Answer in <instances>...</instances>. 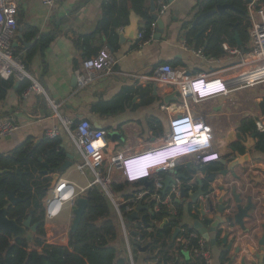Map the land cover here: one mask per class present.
<instances>
[{
	"label": "crops",
	"instance_id": "crops-1",
	"mask_svg": "<svg viewBox=\"0 0 264 264\" xmlns=\"http://www.w3.org/2000/svg\"><path fill=\"white\" fill-rule=\"evenodd\" d=\"M155 1L157 9L162 5L166 6L165 13L161 16L165 29L159 38L155 37L158 27L155 20L151 25L149 36L146 35L149 23L147 16H153L150 12V0H61L52 10L44 7L40 0H17L18 30L13 40V50L15 55L26 64L31 78L20 82L16 79L5 80L0 76V122L10 121L18 127L12 135L0 137V158H11L22 152L24 155L22 161H26V164L18 163L10 169L6 168L0 176L14 173L21 188L29 184L30 199L21 198L19 192L15 190L10 189L8 192L13 191L16 198L26 199L24 203L30 200L27 217L31 210L35 211L33 224L37 223L34 219L40 216L41 211L45 212L46 235L43 238L45 244L51 241L53 236L57 237L60 228H64L66 232V228L74 219L75 202L79 197L86 198L85 194L94 186L100 187L103 192L101 186L93 185L95 174L92 170L86 168L83 173L79 171L78 167L83 163V157L70 134L62 126L61 118L73 121L88 120L95 129L105 133L107 148L100 153L102 161L100 167L102 174L107 175L108 169L112 166V159L116 155L120 153L134 155L146 151L158 145L171 133V119L178 114L180 107L179 93L174 94L177 91L174 86L157 84L144 80V77H152L154 72L164 65H171L177 72H184L187 78L199 73H212L230 68L227 72L212 77V81L217 82L252 68V65H247L252 60L249 35H243L238 24L231 26V32L233 39L236 33L239 34L245 51L243 52L237 43L235 47L232 46L227 37L224 44L239 49V55L231 56L224 51L225 53L218 57L207 56L203 46L197 47L195 42H189L188 34L192 30H197L196 39L200 37L206 42L210 37L212 30L204 29V23L192 27L194 20L205 13L203 12L205 0H176L172 4L167 0ZM252 1L248 0V6ZM257 5H264V0H258ZM229 11L233 10L226 12ZM131 19H135L138 31L135 39L127 38L125 32ZM141 35L143 38L140 37ZM104 49L113 55L118 74L99 78L85 88L78 89L77 73H83V63ZM198 50L204 53L206 59H218L222 62L209 63L206 59H200L195 54ZM241 63L244 65L238 67ZM33 82L39 83L45 94L31 92L24 96L28 89L26 87ZM49 101L57 106V112ZM195 112L196 115L205 118L214 149L221 150V154H225L226 149L240 139L246 141V132L248 135L256 133L255 146L243 153L249 154L251 158L250 163L246 165L248 171L246 174L250 173L258 177L256 175L264 171V153L258 149L257 134V131L264 132V84L233 92L228 97L218 96L208 99L197 106ZM56 127L59 128L58 137L54 139L47 137V133ZM54 153L63 155L61 163L66 160V153L73 156L71 167L61 175L60 180L73 183L79 195L74 203L66 205L59 218L50 221L46 216V202L56 186L51 189L52 173L43 175L41 172L46 170L44 163L48 162ZM15 159L19 158L15 157ZM177 166L176 169L161 172L158 176L163 177L164 180L171 176L182 186L184 182L180 177L183 175L191 177L194 174L195 178L191 181L194 186L190 189L189 195L200 188L196 180L204 181L205 184L210 176H214V182L210 186L215 190V197H218L220 193L218 187L224 181H232L240 185L233 179L232 171L225 178L219 175L225 168L218 162L199 165L192 156H189L182 158ZM110 173L111 188L118 198L129 201L135 195L141 194L143 197L139 203L142 202L148 207L140 213L139 220L128 221L129 214L125 215L127 237L118 218L123 240L121 239L122 243L116 246L123 249L130 264L155 263L145 261L147 256L143 254L147 251L143 249L148 248V245L144 242L137 248L138 258L135 261L130 239L133 237L137 240L141 239L143 231L152 233L155 229H163L169 225L171 219H176L178 214L181 215V221L176 229H179L180 233L176 239H173L175 229L172 237L166 238L168 256H161V264L165 256L169 264H174L177 258L180 264L202 263L189 251L184 252L179 242V239L186 238L191 233L200 236L193 228L197 219L196 207L188 209V204L182 202L180 205L174 199L173 211L170 212L163 204L165 199L159 195L160 191H157L153 181L130 183L120 172L113 170ZM244 183L250 185L248 178ZM36 184H41L46 189V195L42 199L38 195L39 187ZM115 186L119 189L118 192ZM156 196L158 202L150 206V202ZM180 198L181 195L178 199ZM7 199L8 196L5 199L7 202L5 206H9L10 212V208H15L17 205H10ZM200 202L201 198L199 204ZM162 208L167 211L168 217L161 221H151L153 215L161 212ZM150 209L153 214L150 213ZM65 214L66 218L63 217ZM145 216L147 223L150 221L153 226L149 228L145 226L148 225L142 220ZM166 219L168 222H165ZM141 222L143 224L138 228L137 225ZM262 223L264 217L260 218V225ZM149 229L152 231L149 232ZM65 234L63 233L60 239L65 240L64 246H68L69 236L66 235L63 239ZM255 235L262 236L260 227L256 229ZM36 237L37 232L32 233L30 241L32 242ZM258 237L254 236L249 240L242 231L239 232L235 247L241 244L243 252L236 258L235 264H241L242 256L247 253L246 244L249 241L257 247ZM219 248L222 250L224 247L220 245ZM180 249L184 253H189V261L186 260L185 254L180 256ZM211 249L213 254L211 264L227 263L225 255L219 250L212 247ZM248 261L250 264H258L253 262L251 257H248Z\"/></svg>",
	"mask_w": 264,
	"mask_h": 264
},
{
	"label": "built area",
	"instance_id": "built-area-1",
	"mask_svg": "<svg viewBox=\"0 0 264 264\" xmlns=\"http://www.w3.org/2000/svg\"><path fill=\"white\" fill-rule=\"evenodd\" d=\"M60 1L40 0L42 5L49 10L55 8ZM257 2L258 0H253L248 6V20L250 22L249 41L252 49V60L247 65H252L251 69H247L236 76L222 78L217 82H213L212 77L214 75L227 72L230 68L221 69L212 73H199L196 76L187 78L184 72H177L171 65H164L158 68L152 77L143 78L144 80L157 84L174 86L179 93L180 107L178 114L171 119V133L155 147L134 155H126L124 153L116 155L112 159V166L108 169L109 173L103 175L100 167L102 163L100 153L107 148L105 133L102 130L95 129L88 120L73 121L61 118L62 126L70 134L83 157V163L78 167L79 171L83 173L88 168L94 172L95 181L93 185L101 186L104 195L109 199L119 217L126 237L127 234L124 225L125 215L135 211L143 196L137 194L134 198L129 199V201H123L118 198L111 188L110 172L113 170L120 172L128 182L124 165L132 157L148 154L154 155L153 157L156 158L171 148L174 149L172 153L176 158L181 159V157L192 156L199 165H208L219 161V154L213 149L211 138L210 140H205V138L191 134L185 136L184 140L177 142L181 146L176 148L174 146L176 134L185 132L186 129L184 126L188 123L206 122L203 116L196 115L195 109L208 99L218 96L228 97L233 92L255 88L264 84V5L258 6ZM18 10L17 0H0V76L5 80L16 79L22 82L31 77L27 71L26 64L20 57L15 55L13 50V40L18 30ZM165 10L166 6L162 5L156 10V15L161 17L164 15ZM140 37L143 38V35ZM223 50L231 56L240 54L239 49L230 47L227 44L223 45ZM195 54L200 59H206V56L201 50L196 51ZM206 60L209 63L213 61L216 63L222 62L218 59L207 58ZM115 65L116 61L107 49L101 50L96 56L87 59L83 63V73H77L78 89L85 88L99 78L117 75ZM243 65L241 63L238 67H242ZM31 92L45 94L43 87L36 82H33L25 91L24 96L29 95ZM49 103L54 108V111L57 112V106L50 101ZM17 129V125L12 122L1 121L0 137L10 136ZM58 135L59 128L57 127L47 133V137L52 139L57 138ZM210 147L212 148L209 150ZM158 174V172L153 173L150 181L155 183L157 191H161L163 189L164 178L158 176ZM180 185L181 183L177 181L163 202L170 212L173 211L172 202L174 196L179 197L181 195L179 190ZM78 195L79 193L73 183L63 179L59 180L52 195L46 202V216L48 220L54 221L59 218L65 210L66 205L74 203ZM201 203L203 204L204 211L209 213L211 207L215 204V199L213 197H201ZM125 205L126 207L124 209ZM148 231L150 232L152 230L149 229ZM66 235L68 234L66 233L63 239ZM56 241L57 237L53 236L52 240L46 243V245H57L58 243ZM60 242L64 243L59 246L65 245V240H61ZM179 242L184 252L189 251L190 254H193L196 259L202 261L204 264H211L212 249L209 243L201 236L191 233L188 237L179 239Z\"/></svg>",
	"mask_w": 264,
	"mask_h": 264
},
{
	"label": "trees",
	"instance_id": "trees-1",
	"mask_svg": "<svg viewBox=\"0 0 264 264\" xmlns=\"http://www.w3.org/2000/svg\"><path fill=\"white\" fill-rule=\"evenodd\" d=\"M225 4L233 5L238 11L217 14L207 19L203 24V28L206 30L211 29L212 31L206 42L205 40L202 41L200 37L196 39L197 30H192L188 34L189 42H195L197 47L203 46L207 56L218 57L225 53L223 50V44L226 42L225 37L228 38V42L232 46H236L233 33L231 32L232 25L238 24L243 35H249L248 0H205L203 12L213 10L218 5ZM147 19L149 23L146 35L149 36L154 19L149 15ZM30 86H27L26 89ZM257 134L259 136L258 149L264 152V132L259 133L257 131ZM54 154L56 155L57 153ZM59 156L61 159L55 163L54 168L62 164L63 155L59 154ZM15 157L19 159H15ZM23 157L24 155L21 152L11 158H0V167H2L0 171H4L6 168L10 169L11 166L18 163L26 164V161H22ZM36 185L39 187L38 195L42 199L46 195V189L41 184ZM10 189L19 192L21 198L27 197L30 199L29 184L21 188L18 184L17 176L14 173H8L2 177L0 176V208L7 205L5 199ZM115 190L119 191L116 186ZM85 195L89 206L77 231L69 232L68 246H49L45 244L43 238L46 235L44 228L46 217L45 212L41 211L40 216L34 219V222H40L41 224L37 230V237L32 242L20 239L13 243L9 235L0 232V264H130L123 249H120V246H116V244L122 243V241L118 216L113 205L98 186L91 188ZM30 205L31 202L28 200L26 203H21L15 208H10V218L15 219L18 223H22L27 218V210ZM125 207L126 205L124 209ZM168 215L167 211L162 208L161 212L153 215L151 221H161L165 217H168ZM180 221L181 215L178 214V217L171 219L169 225L163 229H155L152 233L143 231L141 239L137 240L135 237L130 239L134 260L137 261L138 258V246H141V243L144 242L148 245L147 252L143 254L147 256L145 261L161 264V256H168V252H166V238L172 237V232L180 224ZM142 224V222L138 224V228ZM146 224H148L145 225L147 228L153 226L150 224V221ZM39 249L42 250L39 251ZM181 254L184 255V252L180 249V256H182ZM201 264L204 263L202 262Z\"/></svg>",
	"mask_w": 264,
	"mask_h": 264
},
{
	"label": "water",
	"instance_id": "water-1",
	"mask_svg": "<svg viewBox=\"0 0 264 264\" xmlns=\"http://www.w3.org/2000/svg\"><path fill=\"white\" fill-rule=\"evenodd\" d=\"M167 1L172 4L176 0ZM156 10V1L150 0V12L152 13V17L158 25L156 28L157 35L155 37L159 38V36L164 33L165 24L163 19L156 15ZM228 10L236 11L237 9L230 4L218 5L216 9L199 15L192 23V27H197L204 23L208 18L215 16L218 13L222 14ZM125 32L127 38H136L138 31L135 19H131L130 25L125 30ZM234 40L236 41L237 46L244 52L245 48L238 33L235 34ZM174 94H178V91H175ZM246 133V141L240 139L237 143L229 147V149H226L225 154H221V150L217 151L220 157L219 161L217 162L225 168L224 171H219V175H223L225 178L226 175L232 171L233 179H235L236 182H239L240 185L237 183H232V181L231 184L219 185L218 190L220 193L218 197H215V190L213 188L209 187L207 190H205L204 181L196 180L195 182L200 185V188L189 195L190 189L192 186H194L191 184V181L194 180L195 175L193 174L191 177H186L183 175L180 178H182L184 185H180L179 187L181 198L178 199L177 196H174L175 202L179 204L183 202L185 205L188 204V209H191V207L197 208L196 216L194 215L197 217V219L193 225V228L211 245L212 248L219 250L222 255L227 257L228 261L226 264H235L236 258L239 257L243 252V246L241 244L235 247V242L239 232L242 231V234H244L246 238L250 240L254 236L258 237L255 235L256 229L258 227H260L262 230V236L258 237L259 239H257V247L253 246L250 241L246 244L247 253L242 256L241 264H250L248 257H251L255 263L257 262L258 264H264V223L260 225V218L264 217V178L259 176L254 177L250 173L246 174V172H248L246 165L250 163L251 158L249 154L243 153L245 150H251L255 146L254 138L256 136V133H252V135H248ZM65 156L66 160L57 168H54V165L61 159V157L57 154H53L50 160L44 163L46 170L41 172V174H53L51 189L56 186L61 175L72 165L73 156L69 153H66ZM2 173H4V171H0V175ZM17 173L20 174L19 172ZM246 178H248L250 185H245L244 181ZM177 181L171 176L167 177L163 181V189L160 191L159 195L165 199L168 193L172 190L173 186L176 185ZM201 197H213V199H215V204L211 207L209 213L204 211V207L201 202L199 204ZM7 201L10 205L16 206L20 203H24L26 199L16 198L15 192L9 191ZM157 202L158 196L152 199L150 206ZM75 203L76 208L74 209V221L71 227L72 232L77 231L79 228L83 216L85 215L89 206L88 200L85 197H79ZM147 208L148 207L144 206L142 202L139 203L135 211L127 215V220L131 222L139 220L140 213ZM150 213H152L151 209ZM34 214L35 211L31 210L27 219L22 223H18L15 219L10 218L9 206L0 208V232L9 235L14 241L20 239L30 240L32 233H36L41 224H33ZM142 220L147 223L146 216L143 217ZM165 222H168V220L166 219ZM179 233L180 230L176 229L173 239H176ZM140 238H142V235ZM220 245L224 247L222 250L219 248ZM147 249L148 248L145 247L143 251H147ZM231 252L233 254H231ZM184 254L186 256V260L189 261V253ZM163 264H169L166 256L163 257ZM174 264H180L178 258Z\"/></svg>",
	"mask_w": 264,
	"mask_h": 264
},
{
	"label": "clouds",
	"instance_id": "clouds-1",
	"mask_svg": "<svg viewBox=\"0 0 264 264\" xmlns=\"http://www.w3.org/2000/svg\"><path fill=\"white\" fill-rule=\"evenodd\" d=\"M187 120V119H186ZM185 132L181 134H176L174 138V146L178 148L177 142L185 139V136L194 134L197 137L205 138V140H210L211 135L206 122H193L188 123L184 126ZM212 139V138H211ZM213 142V141H212ZM214 149V146H212ZM210 147L209 150L212 148ZM174 149H169L166 152L160 154V156L154 158V155H144L132 157L125 165L126 176L128 182L130 183H141L143 181L150 180L153 173H164L176 169L178 162L182 159L173 156ZM217 152V151H216ZM210 153H212L210 151ZM218 153V152H217ZM219 154V153H218ZM152 158H150V157ZM185 158V157H183Z\"/></svg>",
	"mask_w": 264,
	"mask_h": 264
},
{
	"label": "rangeland",
	"instance_id": "rangeland-1",
	"mask_svg": "<svg viewBox=\"0 0 264 264\" xmlns=\"http://www.w3.org/2000/svg\"><path fill=\"white\" fill-rule=\"evenodd\" d=\"M64 218H66L67 216H66V214L63 216ZM119 218V217H118ZM73 221H74V219H73ZM73 221H72V223L70 224V225H68V227L66 228V233L68 234V236H69V232L71 231V227H72V224H73ZM120 221V220H119ZM64 231V232H63ZM63 233H65V230H64V228H60V230L58 231V235H57V241H56V243H58L57 245H62L63 243H61L60 241H61V235L63 234ZM121 234V239H122V232L120 233ZM123 240V239H122ZM42 249H40V251H41ZM125 250L127 251V248H125Z\"/></svg>",
	"mask_w": 264,
	"mask_h": 264
},
{
	"label": "flooded vegetation",
	"instance_id": "flooded-vegetation-1",
	"mask_svg": "<svg viewBox=\"0 0 264 264\" xmlns=\"http://www.w3.org/2000/svg\"><path fill=\"white\" fill-rule=\"evenodd\" d=\"M263 174H264V171H262V173H260V174H258L256 176H259V177L263 178ZM213 182H214V176H210L208 178V181H205V190H207L209 187H211L210 185H212ZM227 184H231V182L230 181H224V182H222L221 185H227Z\"/></svg>",
	"mask_w": 264,
	"mask_h": 264
}]
</instances>
